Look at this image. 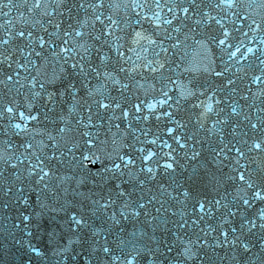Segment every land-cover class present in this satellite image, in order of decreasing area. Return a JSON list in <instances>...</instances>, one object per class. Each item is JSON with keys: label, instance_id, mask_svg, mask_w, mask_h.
I'll use <instances>...</instances> for the list:
<instances>
[{"label": "snow or ice", "instance_id": "snow-or-ice-1", "mask_svg": "<svg viewBox=\"0 0 264 264\" xmlns=\"http://www.w3.org/2000/svg\"><path fill=\"white\" fill-rule=\"evenodd\" d=\"M0 236L15 264H264V0H0Z\"/></svg>", "mask_w": 264, "mask_h": 264}, {"label": "water", "instance_id": "water-1", "mask_svg": "<svg viewBox=\"0 0 264 264\" xmlns=\"http://www.w3.org/2000/svg\"><path fill=\"white\" fill-rule=\"evenodd\" d=\"M74 196V193L71 191L70 189V193H69V196H68V199L71 200ZM38 237H40V240L43 241L44 239L47 238L46 234H45V230H42L40 233L37 234ZM38 243V242H37ZM15 251V250H13ZM223 254V253H221ZM49 256L51 259L55 260L56 258L55 257H52L51 256V252L49 251ZM8 258V262L9 264H15V262L18 260L19 258V254L17 253L16 255H10V256H5ZM18 257V258H17ZM0 264H5V261L4 260H0Z\"/></svg>", "mask_w": 264, "mask_h": 264}]
</instances>
